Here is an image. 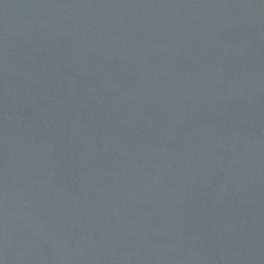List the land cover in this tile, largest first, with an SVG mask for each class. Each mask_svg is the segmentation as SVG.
Listing matches in <instances>:
<instances>
[{"label": "water", "instance_id": "obj_1", "mask_svg": "<svg viewBox=\"0 0 264 264\" xmlns=\"http://www.w3.org/2000/svg\"><path fill=\"white\" fill-rule=\"evenodd\" d=\"M0 264H264V0H0Z\"/></svg>", "mask_w": 264, "mask_h": 264}]
</instances>
